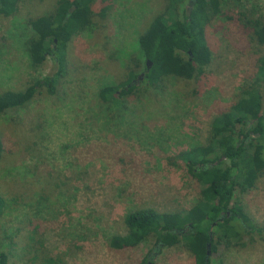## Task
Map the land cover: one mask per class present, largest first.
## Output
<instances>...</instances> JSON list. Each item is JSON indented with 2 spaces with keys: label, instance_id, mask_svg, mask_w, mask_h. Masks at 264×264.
Masks as SVG:
<instances>
[{
  "label": "rangeland",
  "instance_id": "1",
  "mask_svg": "<svg viewBox=\"0 0 264 264\" xmlns=\"http://www.w3.org/2000/svg\"><path fill=\"white\" fill-rule=\"evenodd\" d=\"M56 1L21 0L14 15H0V94L27 90L58 70L52 58L33 69L22 45L25 22L53 10ZM258 2L264 7V0ZM168 4L96 0L93 29L70 42L59 83L39 87L25 106L0 115L5 144L0 193L9 204L0 217V251H10L9 264H42V258L30 260L25 222L41 194L50 197L58 217L43 242L55 260L51 264H139L149 253L153 264H196L181 244L156 250L150 238L136 248L116 250L110 238L126 233L123 219L132 208L153 207L171 216L194 205L199 194L192 167L178 155L193 142L206 143L212 120L238 99L244 86L255 83L264 96V78L255 69V56L264 47L239 23L213 19L206 30L214 53L209 72L189 80L169 77L164 99L148 91L149 98L138 105L142 119L134 126L119 124L99 89L124 77L128 60L140 53L139 36ZM185 7L189 0L180 6V15ZM27 171L52 172L55 178L46 182L42 174ZM238 199L258 230L249 245L210 255L212 264H264V175ZM4 227L10 228L9 236Z\"/></svg>",
  "mask_w": 264,
  "mask_h": 264
},
{
  "label": "trees",
  "instance_id": "2",
  "mask_svg": "<svg viewBox=\"0 0 264 264\" xmlns=\"http://www.w3.org/2000/svg\"><path fill=\"white\" fill-rule=\"evenodd\" d=\"M95 1L57 0L53 10L25 22L22 45L30 66L38 70L52 58L58 70L43 80H35L22 92H2L0 115L25 106L39 87L59 83L65 74L70 42L93 29ZM185 1L169 0L167 8L153 17L139 36L140 53L130 57L124 77L99 89V98L115 111L111 113L115 122H129L133 126L138 123L142 119L138 105L149 98L148 91L153 93H149L153 98L164 99L169 77L189 80L209 72L214 53L206 30L213 19L220 16L239 23L252 40L264 47V7L258 0H189V7L183 8L180 15L179 8ZM20 2L0 0V15H14ZM108 9L109 5L104 6L99 13L104 14ZM147 61L152 62L151 67ZM255 64L257 74L264 78V53L255 56ZM105 123L108 127L110 121ZM4 150L0 136V159ZM114 158L119 162L130 159ZM178 158L192 167L193 187L199 194L194 205L171 216L153 207L132 208L123 219L126 233L111 236L110 246L129 250L154 238L156 250L181 244L192 252L196 264H212L210 257L206 261L209 243L210 255L219 254L222 248L249 245L258 229L244 211L238 195L253 190L264 175V96L259 85L244 86L238 99L214 117L206 143L193 142ZM51 173L45 176L27 171L34 177L42 174L46 182L55 178ZM62 185L66 184L57 186ZM8 207V199L0 193V217ZM33 208V214L25 220L31 241L28 250L33 254L30 260L42 258V264H51L55 260L47 254L43 242L47 230L55 229L51 225L58 219L55 207L48 195L41 194ZM3 232L9 236L10 228L4 227ZM9 254L10 251H0V264H9ZM139 264H153L150 253Z\"/></svg>",
  "mask_w": 264,
  "mask_h": 264
},
{
  "label": "water",
  "instance_id": "3",
  "mask_svg": "<svg viewBox=\"0 0 264 264\" xmlns=\"http://www.w3.org/2000/svg\"><path fill=\"white\" fill-rule=\"evenodd\" d=\"M147 63H148V67H151L152 62L151 61H147ZM210 254H211V250H210V243H209L208 250H207V255H206V261L209 260Z\"/></svg>",
  "mask_w": 264,
  "mask_h": 264
},
{
  "label": "flooded vegetation",
  "instance_id": "4",
  "mask_svg": "<svg viewBox=\"0 0 264 264\" xmlns=\"http://www.w3.org/2000/svg\"><path fill=\"white\" fill-rule=\"evenodd\" d=\"M150 258H151V256H150ZM151 261V260H150Z\"/></svg>",
  "mask_w": 264,
  "mask_h": 264
}]
</instances>
